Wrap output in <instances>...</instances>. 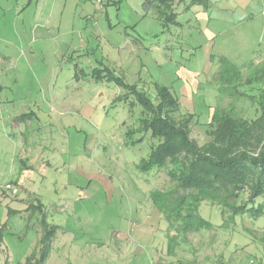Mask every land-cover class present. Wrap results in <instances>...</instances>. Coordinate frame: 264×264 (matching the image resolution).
<instances>
[{"label":"rangeland","instance_id":"obj_1","mask_svg":"<svg viewBox=\"0 0 264 264\" xmlns=\"http://www.w3.org/2000/svg\"><path fill=\"white\" fill-rule=\"evenodd\" d=\"M10 1L0 0V34L16 44L0 76V264L34 263L28 260L34 249L40 256L38 204L48 226H55L44 264H149L156 256L152 241L163 240L169 223L157 220L155 235L136 229L150 220V192L172 181L163 168L139 170L152 139L138 140L137 133L123 140L140 108L129 110L119 98L124 89L109 76L142 85L153 97L154 82L175 83L179 65L197 69L201 79L193 96L191 136L203 144L209 106L218 102L205 95L210 73L203 23L200 31L183 6L178 9V0H172L180 11L177 22L168 26L153 9L145 13L142 0ZM220 3L219 23H237L240 34H259L256 42L263 50L264 0ZM125 29L139 34L146 47L135 51ZM239 105L248 116L256 113L248 101ZM6 184L16 194L3 190ZM26 193L36 199L25 203ZM252 205L264 207V196ZM199 214L210 226L177 238L185 248L178 249L180 255L196 262L203 257V264H264V214L245 213L226 224L220 207L209 201L201 203Z\"/></svg>","mask_w":264,"mask_h":264},{"label":"trees","instance_id":"obj_2","mask_svg":"<svg viewBox=\"0 0 264 264\" xmlns=\"http://www.w3.org/2000/svg\"><path fill=\"white\" fill-rule=\"evenodd\" d=\"M209 4L210 0H188L186 7L207 8ZM143 7L154 8L165 26L177 22L172 0H144ZM109 79L124 89L119 98L127 101L130 111L135 106L140 108L136 125L126 132L127 138L138 133V140L146 135L152 139L147 157L138 163L139 170L163 168L172 181V186L150 192L153 204L169 223L168 231L174 232L168 238L170 247L178 235L210 226L199 214L202 201L217 204L226 224L245 213L253 217L264 214L262 205L248 207L264 196V61L240 67L224 57L219 59L212 78L218 102L206 124L207 140L203 144L191 136L194 114L180 111L179 100L169 87L154 82L151 97L137 83L124 82L112 74ZM225 98L228 103H221ZM247 101L255 106L254 116H248L239 105ZM245 193L247 198L243 200L241 195ZM41 206L37 205L42 217L40 256L36 257L34 249L28 259L34 264L45 262L55 231V226L46 223Z\"/></svg>","mask_w":264,"mask_h":264},{"label":"crops","instance_id":"obj_3","mask_svg":"<svg viewBox=\"0 0 264 264\" xmlns=\"http://www.w3.org/2000/svg\"><path fill=\"white\" fill-rule=\"evenodd\" d=\"M10 0H5V2L11 3ZM143 1L142 0V7H143ZM94 1L92 0V3ZM30 3V0H28L27 4ZM180 5H178V9L183 6V10H184V15L193 17L195 24L197 25V27H200V31L202 30V23H203V34L205 37V47L207 49L206 51V61H207V71H209L208 73H210V79H209V84L210 87L205 89V95L210 97L214 96V100L218 99L216 98L217 96V89L215 84L212 82V78L214 76V74L216 73V71L218 70V65H219V59L221 57H224L226 59H228L229 61H231L232 63L243 67L246 64L250 63V62H254V63H261L264 61V49L261 50L260 49V42H256L257 40L260 39L259 34H257V36L255 34H253L252 32H250L249 30L245 31V33H239L238 31L236 32V27L234 23L231 26L232 27H228L227 24H221L219 22H221L222 20H219V16L220 13H222L220 10L221 7H219L220 0H210V4L207 8H204L201 5H194L193 7H186V4L188 3V0H185V2H178ZM94 4V3H93ZM2 5H5V3H3ZM144 8V7H143ZM153 9L156 15V11L154 8H149L148 10H145V13H149V11ZM178 9L174 8L173 5V10L179 14L180 11H177ZM157 17V16H156ZM213 21V22H212ZM215 21V22H214ZM214 23V26H213ZM134 25L131 26V30H134ZM249 31V32H248ZM124 34L128 39L130 43L133 44V49L136 51L138 48L141 49L145 48L146 46H141L143 45L141 40H140V35L138 34V36H134L133 34H131L127 29L124 30ZM220 44L221 48H219V50L215 51L214 50V46ZM15 43L11 40H9V38L6 36L5 34H0V76L1 74H3L5 72V70L7 69L8 63H10L9 61H11V52L10 49L15 47ZM209 46V47H208ZM153 48H157L158 47V43L157 44H153L152 46ZM165 49H163V51H166V49H168V45L164 46ZM148 49V48H147ZM212 50V53L210 51ZM214 51V52H213ZM209 53V54H207ZM177 77H175L176 82L171 84V85H165V84H161L155 81V83H158L159 85H163V86H167L169 87L177 96L179 103H180V111L181 109H186L184 112L182 113H193L194 116L196 115V113L192 112L191 109H193L192 107L194 106V100H193V96L194 94H198L199 91V87H200V79H201V73L195 69V68H190L187 66H183V65H179V67H177ZM208 77V76H207ZM207 77L205 78L206 81H208ZM141 84V82H139ZM207 83V82H206ZM204 83L205 86H207L208 84ZM3 82L1 83L0 81V91L3 87ZM141 87H144L141 85ZM202 93H204V90L201 91ZM1 103V101H0ZM125 103H127V101H125ZM211 103V102H210ZM214 104V106H213ZM217 104V102H213L210 104L209 108L213 109L215 107V105ZM183 105H186L185 107H183ZM136 107V106H135ZM138 107V106H137ZM129 111V110H128ZM211 112V114H212ZM211 117V116H210ZM24 118L19 117V120H22ZM136 120L137 118L132 121L131 125L133 126H129V128L134 127L136 125ZM13 122V126L17 125V122L14 121V119L12 120ZM208 123V122H207ZM127 129V130H128ZM126 131H124V135H123V140L125 139L124 137H126ZM154 170V169H152ZM157 170V169H156ZM156 170H154L153 172H155ZM27 195V199L24 201L22 200V202L24 201L25 203H28V201L30 202L31 199H36V197L34 198V195H31L30 193H26ZM14 199L18 200V197H14ZM203 203V201L201 202ZM152 204V203H151ZM201 205V204H200ZM153 208L150 212V220H154L151 221L152 223H150V220L148 222V225H146V227H143L142 225H140V227L136 229V233L139 231L142 234H152L155 235L157 232V227H156V222L157 220H160L161 218H164L163 215L158 211V209L155 207V205H153ZM156 231V232H155ZM198 231V230H197ZM171 232V231H170ZM168 230L164 233V237L163 240L161 239L160 241H157L156 243L152 241L153 243V248H154V252L156 253L155 258L152 257L150 259V263L149 264H203V257L201 259H198L197 262L194 260V257H191L189 259V257H184L182 255H180L178 253V249H185L184 247L179 245V242H177V238H179L182 234L178 235L175 239V241L173 242V246L170 247L169 242H168V238L169 236L173 235L174 232L172 231L171 234ZM133 231H130V235L132 236ZM129 235V236H130ZM145 235V236H147ZM181 237H185L184 235H182ZM120 238L123 239H128V234H120ZM162 238V237H161ZM164 238L166 239V246L164 243ZM163 245V247H162ZM203 247H200L199 250H201ZM36 250V249H35ZM142 247L138 248V251H141ZM192 251H194L195 253H197L198 251H195L193 248H191ZM51 252V250H50ZM49 257V256H48ZM183 260V261H182ZM45 263V262H44ZM43 263V264H44ZM30 264H34L31 263Z\"/></svg>","mask_w":264,"mask_h":264},{"label":"built area","instance_id":"obj_4","mask_svg":"<svg viewBox=\"0 0 264 264\" xmlns=\"http://www.w3.org/2000/svg\"><path fill=\"white\" fill-rule=\"evenodd\" d=\"M95 2L99 5H102V0H95ZM3 190L12 191L13 194H16V188L13 187L11 184H6L2 187Z\"/></svg>","mask_w":264,"mask_h":264}]
</instances>
